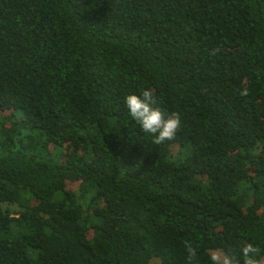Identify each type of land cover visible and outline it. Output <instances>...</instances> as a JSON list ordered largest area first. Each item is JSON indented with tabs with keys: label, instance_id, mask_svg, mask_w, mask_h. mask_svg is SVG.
I'll return each instance as SVG.
<instances>
[{
	"label": "trees",
	"instance_id": "obj_1",
	"mask_svg": "<svg viewBox=\"0 0 264 264\" xmlns=\"http://www.w3.org/2000/svg\"><path fill=\"white\" fill-rule=\"evenodd\" d=\"M144 89L175 139L131 117ZM185 241L264 250V0H0V264H187Z\"/></svg>",
	"mask_w": 264,
	"mask_h": 264
},
{
	"label": "clouds",
	"instance_id": "obj_2",
	"mask_svg": "<svg viewBox=\"0 0 264 264\" xmlns=\"http://www.w3.org/2000/svg\"><path fill=\"white\" fill-rule=\"evenodd\" d=\"M248 89L240 93L247 95ZM125 103L131 117L137 121L143 132L154 136L153 143L160 145L175 139L181 129L179 113H166L160 106L154 90L144 89L141 94L132 93L126 96ZM187 264H197V248L190 241H185ZM208 256L212 264H264V250L258 244L247 242L240 254H231L222 249H210ZM242 257V259H241Z\"/></svg>",
	"mask_w": 264,
	"mask_h": 264
},
{
	"label": "rangeland",
	"instance_id": "obj_3",
	"mask_svg": "<svg viewBox=\"0 0 264 264\" xmlns=\"http://www.w3.org/2000/svg\"><path fill=\"white\" fill-rule=\"evenodd\" d=\"M4 205V207H7V208H9V209H14V210H16V208H17V206L16 205H13V204H11V205H9V204H3ZM149 264H161L160 263V261L158 260V258H156V257H153L151 260H150V262H149Z\"/></svg>",
	"mask_w": 264,
	"mask_h": 264
}]
</instances>
